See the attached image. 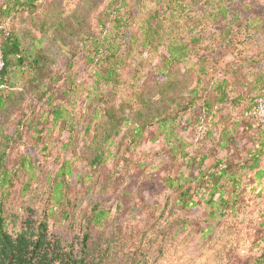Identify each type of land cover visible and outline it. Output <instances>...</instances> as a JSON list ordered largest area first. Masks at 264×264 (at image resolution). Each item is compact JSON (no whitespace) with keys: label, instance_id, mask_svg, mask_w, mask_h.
<instances>
[{"label":"rangeland","instance_id":"rangeland-1","mask_svg":"<svg viewBox=\"0 0 264 264\" xmlns=\"http://www.w3.org/2000/svg\"><path fill=\"white\" fill-rule=\"evenodd\" d=\"M0 24L46 62L3 88L10 232L45 220L77 254L87 234L89 264H264V129L249 116L264 88V0H42ZM110 45L108 83L97 72ZM119 106L128 122L92 163L102 112Z\"/></svg>","mask_w":264,"mask_h":264},{"label":"trees","instance_id":"trees-1","mask_svg":"<svg viewBox=\"0 0 264 264\" xmlns=\"http://www.w3.org/2000/svg\"><path fill=\"white\" fill-rule=\"evenodd\" d=\"M42 0H4V3L0 7V19L3 17H9L14 12L19 11H33L37 3ZM121 20L118 23L121 24ZM4 25L0 24V33ZM10 34L5 39H0L2 42L3 55L5 59V66L0 74V111L4 110L5 106L11 98V93H5L4 87L10 81L11 74L16 70L30 69L40 73L45 66V56L41 54H35L33 49L25 46L21 40V36L18 32L9 30ZM3 35V34H2ZM148 36V35H147ZM112 45L107 48V54L105 55V62L107 64L103 68V73L97 72V76L103 78L105 82H111L116 79V65L118 64L117 58L112 53ZM185 52L180 54L172 51L171 59L176 62H180L182 57L185 56ZM14 78V75L13 77ZM14 86V81L9 82V86ZM173 83L170 81H163L158 85L157 93L161 95L160 102L165 103L164 98L166 90H172ZM46 93L43 94L45 96ZM225 93H222L220 100L224 99ZM135 96L141 99L142 106H150L152 96L144 95L142 93H135ZM50 102V99H47ZM163 108V107H162ZM253 108V99L249 112ZM142 109L138 111L141 113ZM63 108L53 106L50 113L53 114V118L58 121L62 117ZM107 116V121L102 125L103 133L99 143L92 151L91 159L92 163H100L105 158V152L102 144L108 142L112 135L118 134L121 131L122 126H126L128 118L125 117L123 106H119L116 111H111L109 107H105L103 112ZM100 114V113H99ZM97 115V110L95 111ZM160 115V114H159ZM141 116L145 118L144 123L137 130L144 128L146 122H151L156 116H150V112ZM161 124V121H159ZM4 156V155H3ZM1 155V161H3ZM254 165H252V168ZM1 168V166H0ZM3 177L0 178V186H4L8 183L10 177L9 172H3ZM58 186V185H57ZM60 187V186H59ZM55 193H59L58 187ZM210 197L214 193H209ZM58 200V197H56ZM187 204L193 205V201L187 202ZM46 216V215H45ZM8 222L2 216L0 211V264H89L87 261L86 250L88 248V235L85 234L81 241L80 253H75L72 249L65 250V247L55 240H51L48 237V223L45 220H37L27 218L23 223L20 230L15 229L14 232H10L8 229Z\"/></svg>","mask_w":264,"mask_h":264},{"label":"built area","instance_id":"built-area-1","mask_svg":"<svg viewBox=\"0 0 264 264\" xmlns=\"http://www.w3.org/2000/svg\"><path fill=\"white\" fill-rule=\"evenodd\" d=\"M3 39L9 36L10 32L7 28L2 27ZM5 66L2 42L0 41V74ZM251 119L264 129V88L253 97V108L249 112Z\"/></svg>","mask_w":264,"mask_h":264}]
</instances>
